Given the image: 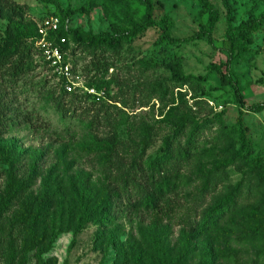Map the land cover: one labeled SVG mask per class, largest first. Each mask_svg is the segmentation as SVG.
<instances>
[{"label":"rangeland","instance_id":"374dc122","mask_svg":"<svg viewBox=\"0 0 264 264\" xmlns=\"http://www.w3.org/2000/svg\"><path fill=\"white\" fill-rule=\"evenodd\" d=\"M158 1L162 8L153 17L167 14L174 38L193 35L206 21L197 0ZM211 1L220 12L212 43L202 37L169 44L154 26L102 52L86 38L100 44L104 33L121 35L142 24L141 1L0 0V50L16 40L11 59L30 64L12 83H0L5 108L0 116V251L9 253L11 229L15 260L21 258L28 233L19 232L22 225L12 221L22 212L32 214L27 208L31 197L43 205L45 225L56 235L48 252L36 244L38 232L30 236L27 262L35 261L32 253L38 251L46 264H159L138 234L139 225L151 219L136 196L142 187L134 184L142 186L143 180L136 177L123 188L104 168L110 165L113 175L127 173L132 161L165 152L168 160H179L176 166L167 159L160 162L171 174L177 167L176 176L165 172L176 189L164 199L178 204L180 213L190 208H197V216L211 212L208 220L214 221L203 234L191 235L187 264L197 263L202 254L210 256L211 264H264V107H250L264 102V0ZM49 14L68 15L77 32L65 50V59L74 65L77 88L72 92H64L58 76L31 48L39 22ZM229 27L232 54L224 44ZM114 137L118 145L111 155L95 145ZM188 138V153H173ZM214 172L222 178L215 187L208 183ZM11 175L30 184L4 204ZM103 204L108 205L105 212L99 209ZM93 206L96 215L84 220L85 208ZM215 206L220 214L213 213ZM176 216L162 224L170 226L168 241L179 253L181 232L189 234V228Z\"/></svg>","mask_w":264,"mask_h":264},{"label":"trees","instance_id":"16d2710c","mask_svg":"<svg viewBox=\"0 0 264 264\" xmlns=\"http://www.w3.org/2000/svg\"><path fill=\"white\" fill-rule=\"evenodd\" d=\"M141 1L145 6V21L142 24L134 26L132 29L128 30L126 33H122L121 35H117L116 33H104L102 38L97 41H93L90 38H86L89 45L97 47L99 45L102 52L106 51L107 48L110 49H116L120 45L128 44L132 41L133 37L136 34H142L147 28L157 26L161 31V37L162 39L169 44H175V43H185L189 40L196 39V38H206V40L209 43H212L213 40V32L215 31V28L219 22L220 18V12L218 8L216 7L215 3L211 0H197V3L200 8L204 9L207 12V18L202 26L201 29L196 31L193 35L186 37V38H174L170 35V28L172 26V20L167 14L161 15L159 19H155L153 17V12L156 8H162V4L158 0H138ZM51 15V14H49ZM61 17L68 16L66 14L60 15V14H54ZM47 16V15H46ZM260 16L264 19V11L260 14ZM69 17V16H68ZM231 27L228 28L226 32V39L224 41V44L226 46V50L229 52V54L233 53L234 48V40H233V34L230 32ZM60 35L65 36L66 42L63 44V49L66 50V46L69 43V37L71 35H76L77 32L73 28H70L67 32H59ZM39 37L38 30H35V33L32 37V45L31 48L33 50V54L37 56L39 62L41 61L45 66L48 67L47 63L43 61L41 57V50L35 46V42L37 38ZM16 40L8 41L3 46H1L0 50V83H6L10 84L14 80H16V77L19 74H23L24 72L30 70V64L27 62L26 64L22 62L21 60H12L11 57L15 52L16 47ZM225 64V63H223ZM219 64L216 65H210L209 71H212L213 69L219 68V66L223 65ZM227 64V62H226ZM73 66H71L72 73L73 72ZM49 68V67H48ZM178 77V76H177ZM181 79L180 77H178ZM187 78V77H185ZM201 79H205V76L201 77ZM58 83L62 86V81L59 80ZM63 87V86H62ZM90 87V86H89ZM75 87L74 89H76ZM74 89L72 91H74ZM71 91V92H72ZM64 92H67L64 90ZM235 92L238 93V89L235 87ZM239 94V93H238ZM86 97H90V94H85ZM239 100L241 101L242 98ZM252 111H258L264 107L263 103H255L250 105ZM5 115V108L4 106H0V116ZM102 119L106 121H109V115L106 113H103ZM96 123H98L100 117H97ZM94 121L91 120L89 125L93 126ZM191 140L188 138L183 146H177V150L173 153H177L179 155L188 153ZM96 147L99 150H105L107 149L109 152L108 154L111 155L114 148L118 145L117 140L114 138L110 140H102V142L96 140L95 142ZM241 145L245 147L246 145V138L243 136L241 140ZM193 148V145L192 147ZM167 159L165 152H163L160 155H157L154 158H148L145 161L139 160V161H132L131 165L129 166L127 173H124L123 171H120L117 174L111 173L110 165H106L104 168V172L108 170V177L111 179L113 183H115L118 186H122L124 188V184L128 185L129 182H133L134 184L135 178L140 177L143 180V185L141 184H134L137 187H142V189L138 188L137 190V198L141 201V203L144 205L146 209L149 210V213L151 215V219L147 224H141L138 227V234L140 238V243L145 246L146 249H148L151 254L153 255L154 259L159 264H187V261L191 259V254L193 253V249L189 246V241L191 235L194 234H203L205 231L209 229V227L212 225L211 220H208L210 218L211 212L207 213H200L199 216H197V208L186 210L183 213H180L181 210L179 209V205L175 204L174 202L170 203L167 202L164 199V195L169 190H175L176 185L171 184L170 182L172 178H170L169 175H177V167L173 168L171 170L174 171L173 174L167 172L165 170L166 164L164 166H160L161 161H165ZM179 160V159H178ZM168 160L169 164L171 166H176L177 161ZM109 162L110 158H106L104 160V163ZM118 168V167H116ZM106 170V171H105ZM120 169H118L119 171ZM131 170V172H130ZM146 172H149V174H146ZM167 172L168 174H165ZM214 172V174L208 179V183L213 185L215 187L217 184H219L222 181L221 176H218V173ZM222 174V173H221ZM30 183H27L24 179L15 178L13 175H11L8 178L7 186L5 189V200L3 201L4 204H7L8 201H11L13 198H17V196L21 195L28 187ZM145 184V185H144ZM200 198L197 200V203L199 204ZM196 206L199 207L200 205ZM4 206V205H3ZM27 208L28 212L32 213L31 215L28 213H21L19 216H15L16 218L12 221V225H22L20 226L22 230L20 229L19 232H27L28 234L25 236L27 238L22 243V256L19 260H15L16 258V249L14 247V241L11 239V229H9V233L7 234V237H9L8 240V246L10 248L9 253L6 255L4 250L0 251V258L3 259L4 264H46V262H43L39 252H33L32 256H34L35 261L29 263L27 262V249L28 247H31L32 245V237H36L37 232L39 233V239L37 240L36 244L42 243V251L48 252L52 248V241L55 238L56 232L53 230H49V226L45 225V217H44V207L40 202H36L33 198L28 197L27 198ZM93 208H85V213L83 215L84 220H90L92 217H94L97 213L96 210ZM99 209L101 212H105L108 209L107 204H103L99 206ZM258 206H253L252 211H257ZM214 214H220L221 210L219 207L215 206L213 209ZM177 215V219L182 224V226L189 228V234H187L184 230L181 232V236L183 238L182 240V249H180L179 253H176L175 250L171 247L168 237L171 234L170 226L168 224H162V220H172L174 216ZM20 217V218H19ZM10 223V222H9ZM11 224V223H10ZM0 225H3L2 222H0ZM78 230L73 228V233L77 232ZM29 260V259H28ZM39 260V262H38ZM37 261V262H36ZM121 264V263H118ZM195 264H211L210 256L206 254H202L200 257V261H198Z\"/></svg>","mask_w":264,"mask_h":264},{"label":"built area","instance_id":"2783aa9c","mask_svg":"<svg viewBox=\"0 0 264 264\" xmlns=\"http://www.w3.org/2000/svg\"><path fill=\"white\" fill-rule=\"evenodd\" d=\"M71 28L70 17L47 15L39 22V37L35 42V46L41 50V57L52 71L62 81V86L67 92H71L77 83L74 81L71 65L65 59L66 51L63 44L66 38L59 32H67ZM87 91V88H85Z\"/></svg>","mask_w":264,"mask_h":264}]
</instances>
